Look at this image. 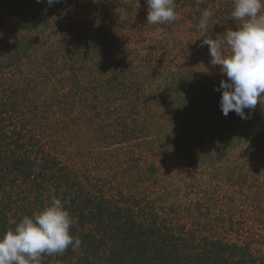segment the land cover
I'll list each match as a JSON object with an SVG mask.
<instances>
[{"label":"trees","instance_id":"1","mask_svg":"<svg viewBox=\"0 0 264 264\" xmlns=\"http://www.w3.org/2000/svg\"><path fill=\"white\" fill-rule=\"evenodd\" d=\"M40 4L32 15L39 24L34 37L0 43L6 58L14 54L11 63L0 61V235L59 198L73 220L70 234L82 243L43 256L42 264H246L251 243L220 239L213 224L199 231L202 220L212 223L221 212L214 200L202 209L199 197L187 206L181 199L194 188L191 174L205 171L242 189L245 174L232 179L235 152L251 144L250 156L259 157L252 165L257 189L264 173V104L249 119L235 112L225 117L215 90L227 80L219 65L203 67L206 76L210 68L215 75L207 84L195 81L191 70L173 72L151 58L137 69L126 57L133 39L156 30L171 34L185 24L199 51L202 11L221 7L217 23L225 28L233 0H175L177 19L155 25L147 24L146 0ZM23 5L11 13L21 22L30 10ZM212 22L213 16L206 33ZM218 31L215 25L214 37ZM12 66L14 75L2 71ZM64 87L78 99L72 107L73 98L64 97L69 112L61 113L53 94ZM187 158L200 160L191 168ZM250 167L238 165L242 172ZM256 194L253 205L264 193Z\"/></svg>","mask_w":264,"mask_h":264},{"label":"rangeland","instance_id":"2","mask_svg":"<svg viewBox=\"0 0 264 264\" xmlns=\"http://www.w3.org/2000/svg\"><path fill=\"white\" fill-rule=\"evenodd\" d=\"M22 4H24V12L28 9L30 10L27 14H25V21L21 22L20 19L17 20L15 17H13L11 13L17 5L21 7ZM40 5V3H37V0H0V43H14L16 42L14 39L20 38V41H23L27 35H29L30 37H34L35 33H37L36 29H39V24L36 19V16L33 18L32 15L34 14L35 10H38ZM221 9L222 8L218 6L217 9H212L214 12L213 22L211 23L212 26L214 25L212 31L206 33L199 30L198 38L199 36H202L200 37V43L205 38H222L227 30H234L236 28V22L234 20H232L230 25H227L225 28L222 27L223 23H217L219 19L218 14ZM120 12L124 13V10L121 8ZM223 14L224 18L227 19V14ZM32 20H34V22H32ZM117 23L118 22H116V28L118 29L119 24ZM215 25L217 30L219 29V31L214 37ZM172 29L174 30H172L173 33L171 34L169 31L166 32V34H163L158 30L153 32L150 31L148 32L149 34L146 33L143 38L139 40L133 39L132 41H130L131 50L127 52L126 56L128 61L133 62V65L137 63L139 65L137 66V69H140L142 68V63L144 61H147V59L151 58L153 61H155L154 64L157 65L158 62L163 63L164 66H167V68L170 71L172 70L173 72H176L177 69L180 68H185L188 71L191 70V73L196 75V77L194 78L195 81H202L208 84V82L213 80L215 76L211 71V68L217 67V65H213L211 63L212 57L209 54V48L203 45L202 49H205L206 51H203L202 49L197 51L198 48L195 47L196 44L192 41V36L187 34L188 28L186 24L185 26L181 25L178 28H175L174 26ZM183 47L191 48L189 50H182ZM6 55L9 58H6L5 53H3L0 48L1 63H11L9 59L10 57L14 56L13 51ZM204 66L211 67L208 72V76H206V73L203 70ZM12 68L13 66L11 68H8L7 70L2 71L7 72L10 75H14L15 71ZM203 75H205L204 78H201L199 80V76ZM158 83L159 81L155 82L154 87H156ZM54 93L55 94H53V97H56V99L53 104L59 107L61 113H64L65 109H67V111L69 112V105H64L65 102H67L64 97L68 95L70 99L73 98L71 103L72 107H74V103L78 99L77 96H75L74 98L72 94H69L68 89L66 87H64V89H58L57 93ZM74 93L75 92H73V94ZM44 95H49L50 97L52 96V94L49 93V90H47ZM47 99L48 98H46V100ZM34 102L37 103L40 107L41 99L35 100ZM62 108L64 109L61 110ZM58 118H61L60 114H58ZM181 140L182 142L180 144H183V141H185L183 139V136ZM194 143L197 142L195 141ZM194 143L192 144V146L194 145ZM251 147L252 144L247 147H239L238 149H236L235 152L234 163L235 167L237 168L236 171L233 173L232 179L235 180V178H240L244 173L246 177V183L244 184V187L242 189L239 188L240 185L238 186L237 184H235V186L231 184L232 187H229L227 184L219 183L221 179L226 178L222 177V175L220 177L218 173L211 174L212 178H215L211 183L209 182L211 180V175L207 174L208 172L205 171L200 172L203 175L196 174L195 177L194 174H191L194 180V188L190 191H182V193H186L188 194V196H185L186 200H181L187 206V204L191 205V202L196 203L197 197H199L198 200L201 208L207 209L209 206L212 205H210L211 202L208 199L212 198L214 200V204L217 206L218 209L221 210V212L219 211L216 214L214 213V216L211 218L213 220L212 223H209L205 219L202 220L199 224V231L204 232L206 230H209L210 227L208 228L207 225L213 224L214 228L216 229V233L218 234V237L220 239H225L230 241V243H238L240 245L251 243V246H249L251 253L248 252V254H246L247 256L243 255L242 258L247 261L246 264H264V194L262 200H257L256 205H253L254 203L251 202L255 193H257L255 196L260 193V190L264 193V173L260 174L261 183H258V180H256L258 183L256 187L257 189L253 188V178L256 177L258 172H255L256 168L252 165L259 164V157L250 156V153H252ZM199 160L200 159L193 160L187 158L186 163L189 164L192 168L193 165L196 164ZM249 164L251 165V167L249 169L244 170V172L240 171V169L238 168V165L240 167V165L246 166ZM257 169L259 170L261 168L257 167ZM247 171L250 172L246 173ZM224 176L226 177V175ZM241 192L243 197H247L244 201L240 197ZM234 194L236 196V201L232 200L234 199L232 196ZM241 201L243 202L245 207H242L240 203ZM245 201H247L246 204L244 203ZM226 217L227 219H231L232 223H230V220H227ZM221 218H223L224 220L216 221ZM223 224L225 227L223 226ZM187 228L190 232L193 229L190 219L188 220ZM201 236L203 237V235ZM202 245L203 243L201 242L200 246ZM248 255L252 257L251 260L250 258H248Z\"/></svg>","mask_w":264,"mask_h":264},{"label":"clouds","instance_id":"3","mask_svg":"<svg viewBox=\"0 0 264 264\" xmlns=\"http://www.w3.org/2000/svg\"><path fill=\"white\" fill-rule=\"evenodd\" d=\"M41 2L44 0H37ZM46 2L52 6L60 0ZM146 3L147 24H170L177 19L175 0ZM230 15L236 30H227L223 39L205 38L202 43L209 48L211 63L219 65L227 77L215 89L221 92L222 114L227 117L235 112L241 119H249L257 104H264V0H233ZM212 16L213 10L205 8L198 30L207 32ZM72 223L65 204L53 198L41 211L23 216L13 229L0 235V264H42L45 255H62L69 246L75 251L82 241L70 234Z\"/></svg>","mask_w":264,"mask_h":264}]
</instances>
